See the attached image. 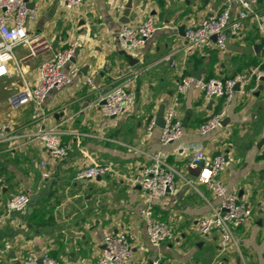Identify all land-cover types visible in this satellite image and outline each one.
I'll return each mask as SVG.
<instances>
[{
    "label": "crops",
    "instance_id": "obj_1",
    "mask_svg": "<svg viewBox=\"0 0 264 264\" xmlns=\"http://www.w3.org/2000/svg\"><path fill=\"white\" fill-rule=\"evenodd\" d=\"M129 2L84 0L78 11L66 10L59 0L30 2L35 18L27 29L48 40L51 48L27 57L28 49L17 47L16 60L9 62L10 75L0 80V127L8 125L0 140V264H23L31 251L39 256L48 252L61 264H96L107 233L127 234L131 264H152L158 257L167 264H264V34L249 17L237 36H229L225 49L213 41L204 50L188 53L187 28L222 11L225 0H132L127 8ZM240 9L238 3L230 4L232 19ZM255 10L264 13V0ZM149 16L157 30L129 60L119 46L120 28L126 20L137 25ZM69 46L76 53L64 70L79 68L73 81L52 90L42 107L11 105L13 96L35 86L41 64ZM201 68L202 79H226L253 70L263 74L250 81L245 94L236 91L230 101L208 100L199 89L190 88L177 105L183 134L163 144L162 127L149 131L150 121L161 106L165 113L181 76ZM89 76L93 87L85 84ZM126 80L135 92L134 105L109 117L98 103ZM222 109L225 124L202 135L200 125ZM53 125L59 126L70 148L63 159L52 158L41 140L31 136L35 129ZM199 144L207 158L226 154L221 178L252 208L251 218L234 230L236 243L227 252L220 250L219 232L204 236L197 229L198 220L221 202L200 183L205 164H190L192 149ZM159 153L176 170L175 188L154 200L152 207L156 219L172 226L175 238L156 246L140 212L147 196L123 175L139 176ZM94 163L111 165L113 171L73 181L79 169ZM18 193L34 199L25 212L8 215L6 202Z\"/></svg>",
    "mask_w": 264,
    "mask_h": 264
},
{
    "label": "built area",
    "instance_id": "obj_2",
    "mask_svg": "<svg viewBox=\"0 0 264 264\" xmlns=\"http://www.w3.org/2000/svg\"><path fill=\"white\" fill-rule=\"evenodd\" d=\"M61 5L69 11H78L84 0H59ZM180 2L182 0H174ZM261 0H225L222 11L205 16L199 24L189 26L186 30V51L193 53L209 47L214 41L216 46L223 50L226 47L229 36H237L244 26V21L254 18L259 30L264 34V13L255 10V6ZM31 0H0V80L10 75L9 62L16 60L15 49L25 46L28 49L27 57H34L40 52L51 48V43L40 36L31 35L27 29L29 20L35 18V10L29 7ZM236 2L240 11L235 19H232L230 4ZM157 30L155 19L147 17L137 25L124 23L119 31L118 42L122 50L128 54L143 48L154 36ZM76 53L72 46L65 47L46 60L39 67L38 79L35 86H26L20 93L10 99L11 105L23 106L33 103L42 107L48 94L56 89L59 90L73 81L79 72L76 65H72L66 72L65 66L70 63ZM140 70L134 72L139 73ZM261 71L253 70L250 73H237L226 79L211 77L209 79H197L190 73L183 74L177 83V94L164 113L165 125L161 132V142L169 144L178 140L183 134V123L177 115L179 96L185 95L190 88L199 89L206 99L225 98L230 101L236 91L245 94L247 86L255 77L256 80L262 76ZM85 84L94 86L93 76L85 80ZM239 89L236 90V86ZM254 91V89L252 90ZM135 102V92L130 87V80H126L114 86L104 97L101 104L109 117H117L130 109ZM226 110L210 115L199 127L202 135H207L223 124ZM157 117H152L148 130L151 131L157 124ZM7 124L0 127V140L5 138ZM31 136L38 138L44 144L46 152L54 159H63L69 155V145L62 140L61 130L58 125L40 127L35 129ZM190 164L197 166L201 162L207 167V172L201 177L200 183L211 190L215 196L220 198V207L210 215L198 220L197 229L201 235H209L214 232L220 234V250L227 252L236 243L234 230L244 225L252 216V208L246 202L239 200L236 193L230 192L222 180L227 159L224 152H219L211 158H207L203 145L193 147ZM44 164V162H43ZM113 171L111 165L94 163L79 169L73 181L75 183L103 177ZM176 170L171 167L166 157L162 154L152 156V162L145 166L139 176L129 177L125 174L124 179L129 180L132 185H139L147 196V205L141 209L146 224L148 237L152 244L159 246L163 242L175 238L172 226L162 220L155 218L152 202L165 196L175 188ZM49 176L48 172L44 173ZM32 199L26 193L13 195L5 206L8 215L23 213L31 205ZM132 246L126 233H107L103 239V248L96 264H131ZM41 261V262H40ZM23 264H61L44 252L39 256L31 251L24 258ZM152 264H167L158 257Z\"/></svg>",
    "mask_w": 264,
    "mask_h": 264
},
{
    "label": "water",
    "instance_id": "obj_3",
    "mask_svg": "<svg viewBox=\"0 0 264 264\" xmlns=\"http://www.w3.org/2000/svg\"><path fill=\"white\" fill-rule=\"evenodd\" d=\"M28 5H29V7H31L33 4L29 2ZM131 7H132V0H130V2H129L128 5H127V8H131ZM129 22H130L129 20L124 21V23H129ZM179 32H180L181 34H183V32H184V27H183V26H181V27L179 28ZM123 54H124L129 60H132V59H133V56L130 55V54H128L127 52L123 51ZM203 72H204V68H201V69H199V70H194V71H192V72H191V75L194 76V77L197 78V79H201V74H202ZM238 89H239V85L236 86V90H238ZM156 124H157L158 126L162 127V128H163L164 125H165V122H164V106H161L159 112L157 113V121H156ZM223 124H225V122H223ZM200 164H203V162H201ZM190 170H192V169L190 168ZM98 178H100V177H98ZM31 199L33 200L34 197H31ZM30 211H31V208H30ZM40 262H41V261H40Z\"/></svg>",
    "mask_w": 264,
    "mask_h": 264
},
{
    "label": "trees",
    "instance_id": "obj_4",
    "mask_svg": "<svg viewBox=\"0 0 264 264\" xmlns=\"http://www.w3.org/2000/svg\"><path fill=\"white\" fill-rule=\"evenodd\" d=\"M209 78H211V76H209L208 78H206V79H209ZM34 216V215H33Z\"/></svg>",
    "mask_w": 264,
    "mask_h": 264
},
{
    "label": "rangeland",
    "instance_id": "obj_5",
    "mask_svg": "<svg viewBox=\"0 0 264 264\" xmlns=\"http://www.w3.org/2000/svg\"><path fill=\"white\" fill-rule=\"evenodd\" d=\"M15 53H16V49H15Z\"/></svg>",
    "mask_w": 264,
    "mask_h": 264
}]
</instances>
